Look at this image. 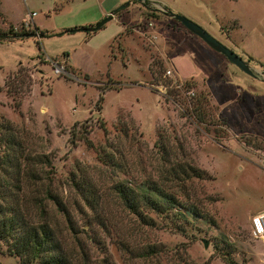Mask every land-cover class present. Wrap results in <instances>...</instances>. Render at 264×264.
I'll list each match as a JSON object with an SVG mask.
<instances>
[{
    "label": "rangeland",
    "instance_id": "374dc122",
    "mask_svg": "<svg viewBox=\"0 0 264 264\" xmlns=\"http://www.w3.org/2000/svg\"><path fill=\"white\" fill-rule=\"evenodd\" d=\"M168 11L264 76V0H0L1 32L34 24L43 32L0 42V152L11 138L49 157L53 169H43L91 264H264V236L250 231V217L264 210V83ZM109 14L90 33L65 32ZM163 149L205 175L185 180L186 194L174 189L180 206L148 210L154 225L140 224L109 186L157 180L168 166ZM0 264H22L1 240Z\"/></svg>",
    "mask_w": 264,
    "mask_h": 264
},
{
    "label": "trees",
    "instance_id": "16d2710c",
    "mask_svg": "<svg viewBox=\"0 0 264 264\" xmlns=\"http://www.w3.org/2000/svg\"><path fill=\"white\" fill-rule=\"evenodd\" d=\"M93 27L91 24L83 25L68 28L65 32L87 28L86 31L90 33L96 30ZM36 35H43L36 25L32 29L16 31L10 27L5 32L0 31V42ZM36 44L40 46L38 40ZM7 125L8 128L11 126L9 123ZM123 131L127 132V128L124 127ZM1 139L0 135V142ZM10 139H7L10 144L0 152V240L7 253L16 256L22 264H91L90 250L80 237V230L70 210L53 189L50 179L53 176L43 169V164L53 169L49 157L43 153H24L20 147H14ZM85 141L89 140L85 138ZM165 154L167 151L163 149L161 164L166 162L168 166L160 168L157 180L145 178L137 184L114 180L109 186L110 193L118 199L120 205L134 214L140 224L154 225L148 210L161 212L180 206L174 189H180L186 194L182 191L185 180L205 175L202 169L170 161ZM106 157L114 165L113 158L108 155ZM71 183L77 189H83L75 179H71ZM80 195L88 207H96L97 200L92 195L88 196L83 191ZM94 219L103 224L100 214ZM96 239L95 236L91 238L94 242ZM147 253L154 254L155 250L149 247ZM102 261L111 264L105 257Z\"/></svg>",
    "mask_w": 264,
    "mask_h": 264
},
{
    "label": "water",
    "instance_id": "95a60500",
    "mask_svg": "<svg viewBox=\"0 0 264 264\" xmlns=\"http://www.w3.org/2000/svg\"><path fill=\"white\" fill-rule=\"evenodd\" d=\"M167 15L173 17L175 20L181 22L189 31L193 34L201 38L207 45H209L214 50L221 52L226 56V58L239 67L243 72L247 75L252 76L253 78H257L264 82V77H259L255 70L237 53L233 50L225 46L223 43L215 39L212 35H210L204 28H202L197 23L193 22L189 18L181 15L179 13L168 11L166 12ZM111 14L103 17L93 28L98 29L100 28L106 21L111 18ZM85 30L87 28H84ZM207 245V242L204 241V246Z\"/></svg>",
    "mask_w": 264,
    "mask_h": 264
},
{
    "label": "built area",
    "instance_id": "2783aa9c",
    "mask_svg": "<svg viewBox=\"0 0 264 264\" xmlns=\"http://www.w3.org/2000/svg\"><path fill=\"white\" fill-rule=\"evenodd\" d=\"M31 14H34V12H32ZM55 73H59L60 72V68L59 67H55L54 69ZM165 74L168 76H172L173 73L171 72L170 69H167L165 71ZM259 75L263 76V73H259ZM174 86L176 87H183L184 86V82L182 81H176ZM189 92V91H187ZM250 231L251 234L255 237H262L264 236V210H261L259 212H256L255 214H253L250 217Z\"/></svg>",
    "mask_w": 264,
    "mask_h": 264
},
{
    "label": "crops",
    "instance_id": "0c3cea01",
    "mask_svg": "<svg viewBox=\"0 0 264 264\" xmlns=\"http://www.w3.org/2000/svg\"><path fill=\"white\" fill-rule=\"evenodd\" d=\"M106 14H108V13H106ZM35 25V24H34ZM252 59L251 57H248V59ZM255 79H257V78H255ZM257 80H259V79H257ZM260 82H262L261 80H259ZM264 83V82H263ZM250 98H253V97H250ZM254 101V99H251V102H253ZM258 102H259V100H257ZM255 103H257L256 101H255ZM249 117H251V115L249 116ZM259 212V211H258Z\"/></svg>",
    "mask_w": 264,
    "mask_h": 264
}]
</instances>
